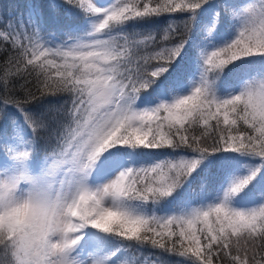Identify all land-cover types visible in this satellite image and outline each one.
I'll return each mask as SVG.
<instances>
[{
	"label": "snow or ice",
	"instance_id": "snow-or-ice-1",
	"mask_svg": "<svg viewBox=\"0 0 264 264\" xmlns=\"http://www.w3.org/2000/svg\"><path fill=\"white\" fill-rule=\"evenodd\" d=\"M64 4L82 26L47 31L33 6L0 30V264H141L123 257L145 247L264 264V0ZM58 94L39 158L49 125L28 104Z\"/></svg>",
	"mask_w": 264,
	"mask_h": 264
},
{
	"label": "trees",
	"instance_id": "trees-1",
	"mask_svg": "<svg viewBox=\"0 0 264 264\" xmlns=\"http://www.w3.org/2000/svg\"><path fill=\"white\" fill-rule=\"evenodd\" d=\"M51 3H55L60 5L58 9L52 11L49 8ZM33 6L41 8L44 16L47 18V31H54L58 26L71 24L73 26H82L83 25V15L79 13L75 9H71L72 15L71 17L66 15V12L69 11V6L64 4V0H0V30H4L7 28V24L10 20L15 21L18 17L23 15L25 19L27 18L28 11ZM177 19H180L183 14L175 13L172 14ZM163 22H167L166 17L158 18ZM140 31L147 30V28L137 29ZM189 40L193 38L192 35H189ZM12 50L9 47L6 53H0V65H2L5 61L7 55H12ZM32 80L31 77L28 78ZM19 83H23V80H20ZM29 88L33 92H36V87L33 83L28 85ZM39 96V92L36 93ZM24 91H17V96L20 99L24 98ZM69 97L67 94H58V95H50L44 96L40 98L38 101H32L28 104V107L32 112L41 114L46 122L49 125V129L47 131H43L39 134V137L36 140L34 145L35 154L39 158H43L46 152H49L55 146V137L53 135V130L57 129V122L62 121L64 119L63 111L67 109L70 105L66 104ZM10 115H18L14 108L9 106ZM22 123V121H21ZM24 131L29 132L30 129L27 126H24ZM4 136H10V129L8 121L0 120V138ZM0 155L7 157L8 153L6 150V146L4 143H0ZM202 176H195L192 180L191 188L198 192ZM183 191L181 190V196L183 195ZM211 186H209V190L207 195L210 197L212 195ZM201 196L197 195L194 199H200ZM125 260H134L139 261L143 264V261L146 259L156 260L157 264H176L177 261L182 258L171 256L168 254H164L159 252V250H154L151 248H143V249H130L123 257Z\"/></svg>",
	"mask_w": 264,
	"mask_h": 264
},
{
	"label": "rangeland",
	"instance_id": "rangeland-1",
	"mask_svg": "<svg viewBox=\"0 0 264 264\" xmlns=\"http://www.w3.org/2000/svg\"><path fill=\"white\" fill-rule=\"evenodd\" d=\"M96 2L103 4V5H107L108 3L111 2V0H96ZM6 157L3 155H0V161H3ZM160 214V213H158Z\"/></svg>",
	"mask_w": 264,
	"mask_h": 264
}]
</instances>
